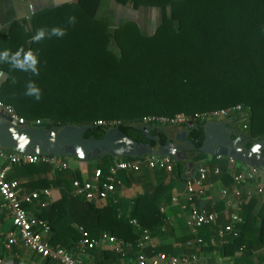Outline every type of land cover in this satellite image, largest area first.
I'll return each mask as SVG.
<instances>
[{
	"label": "trees",
	"instance_id": "16d2710c",
	"mask_svg": "<svg viewBox=\"0 0 264 264\" xmlns=\"http://www.w3.org/2000/svg\"><path fill=\"white\" fill-rule=\"evenodd\" d=\"M109 1L60 4L35 13L30 26L15 23L0 31V51L15 52L22 47L32 50L39 60L38 75L0 64V71L6 74L0 76V101L10 104L28 125L39 121L48 127H78L117 120L116 128L141 141L135 127L142 126L145 116L192 115L241 104L250 109L244 135L264 139V0H113L133 10L155 8L159 20L151 34L134 21L115 23L111 15L102 14ZM70 17H75V23H69ZM53 27L64 29L66 35L32 41L38 29ZM29 81L40 89L39 100L25 95ZM231 122L237 121L232 118ZM204 124L184 127L196 149L203 139ZM94 126L97 131L87 130L85 137L103 136L105 129ZM153 131L157 133V128ZM159 143H164L163 136ZM202 155H194V159ZM91 162L105 171L116 159L101 156ZM173 162L182 167L180 161ZM47 167L15 166L30 176L46 173ZM57 172L55 181L42 179L33 185L40 191L49 185L63 187L60 199L38 213L50 227L49 244L61 248L75 244L81 227L91 238L107 234L131 244L126 258V264H131L142 252L136 248L140 232L134 231L129 220L134 218L140 227L156 231L163 219L158 205L164 188L157 185L146 190L133 199L127 215H118L116 203L98 205L69 193L75 179L82 181L77 172ZM242 215L239 236L220 247L225 256H234L240 247L242 256L264 248V213L258 219L249 211ZM105 254L112 262L119 257L113 251Z\"/></svg>",
	"mask_w": 264,
	"mask_h": 264
},
{
	"label": "crops",
	"instance_id": "0c3cea01",
	"mask_svg": "<svg viewBox=\"0 0 264 264\" xmlns=\"http://www.w3.org/2000/svg\"><path fill=\"white\" fill-rule=\"evenodd\" d=\"M76 1L77 0H0V31L7 30L12 24L15 23L23 22L27 26H30V21L35 13L45 9L53 8L60 4ZM2 115L6 116L5 113L0 112V116ZM215 122H225V128L229 131H233L234 134H245L244 130H242V126L239 121H237V123H239L240 130L242 131L239 133L235 132L232 129L234 123L231 122V119L219 120ZM140 127L150 128L152 129V133L156 134V141L153 140L154 144L150 145L151 148L154 149V151L156 150L157 145L160 144L159 140L161 136L164 137L165 142L167 139H174L177 133L182 130L188 133L187 135H185V142L174 143L175 146L180 145L184 149H182L181 152H179V154L174 158L170 157L171 159H173V161L176 160L182 163V167L178 168L172 161L174 169L171 172H165L163 170L156 169V167H154L153 165V161L156 157L160 156H154L142 150L139 151L137 149H133L132 156H121L117 158L112 157L116 159V161L123 160V157H129L134 159L139 158V160L136 161L140 164V172L138 171L139 174H136L135 177L128 178L130 173H123L122 175L119 174V179L121 180V182L123 181V178H125V181L122 182L120 189L115 193L114 196V198L117 200L116 205H118V215H127L129 212V207L133 202V199L143 194L146 190L154 188L157 185H160L164 188V194L160 198L158 207L164 208V212L161 214L163 218L169 221V224L166 225L164 229L162 228L161 224L159 225L156 231L149 230L153 235H151L149 242L141 250L142 254H149V256L146 255L147 257L153 255L155 256L158 253L164 254L166 256H177L182 254H188L189 252H191L190 249L186 248L184 245L185 241L191 240L193 238L190 232L188 231L187 227L185 226V216L187 211L182 212L178 205L172 204L171 199L177 198L181 204L186 203V183L195 175L196 169L199 165L206 166L209 169L207 179L204 184L205 193L202 196L194 197L193 202L188 209H192L194 211H214L217 212L220 217L215 228H205L200 232L201 236L205 241H207V239L214 234L216 228H219L229 223V208L225 206V198L221 195V190L224 188L229 191V196H227L226 199L229 200L232 205L235 203V198L231 194L232 191L238 188L243 192V196L241 197L242 206L240 212V216L242 217L243 222V212L247 213L249 211L257 219L259 214L264 213V193H256V189L258 186L262 187V189L264 190V177H259L255 181H251L246 184H240L238 186L234 185L232 182L234 175L239 172H244L249 167L254 166L242 163L234 159V163L232 164L229 163V159H227L228 164L223 170L222 167L224 164L225 157L217 159L216 155L214 154L201 152L198 151L199 148L196 149V147L191 148L189 146L188 143L193 144V142L190 138V132L187 130V128L167 126L168 128H157V133H154V128L152 127L144 125ZM129 138L132 139L131 137ZM132 141L136 142L134 139H132ZM252 141L255 142V140ZM186 145L187 147H185ZM245 148H249V146L247 147L245 144ZM0 151H5L7 153H19L14 149L0 148ZM200 154H203L201 156V159H194V155L198 156ZM57 156H63V158H60L65 161L68 165L67 169L63 171L66 172L67 170L69 171V173L77 172L81 176L82 181L89 180L92 173L97 169L94 163H88L89 161H94L101 156L111 157L110 155H106L101 152L98 156L96 155L89 160H80L67 155ZM1 164L7 171V179L18 181L20 192L25 194L39 192L40 190H36L33 187V185L35 184L34 182L42 179H45L48 182H53L55 181L54 176L58 173L57 169L47 167L48 169L46 170V173L30 176L26 175L25 173H20V170H17L15 168L16 165H9V163H6L5 161H1ZM213 169H218L219 173L217 175L213 174ZM61 188L63 189L62 185H49L47 188H45L50 190L49 198H40L38 200L24 202V208L30 215L38 217V213L42 211V209L48 207L49 205L53 204L55 201L60 199ZM246 191H250L251 194L249 196L245 195ZM71 192L72 188L70 189L69 193L71 194ZM241 225L236 227L238 230V235L239 228ZM140 228L146 229L143 227ZM11 230V218L6 206L3 203L2 198L0 197V258L4 260L5 264H57L56 262L39 257L29 248H26L19 243L14 245L10 250H6L4 247V244L6 242V235ZM134 231L140 232V230L136 229H134ZM139 240L140 238L138 239V241ZM125 243L130 245L131 247V244L127 242ZM74 247L75 244H71V246L63 248L69 249L72 253H74L75 258L80 261L81 264H117L121 261L119 257L115 262L107 260L105 252H110L112 250L110 249V246L105 243L100 244L93 251H87L82 254L78 253ZM159 247H163L165 251L155 252L156 249H158ZM205 247L209 246H203L201 249L194 250V252L197 253L199 257L201 264H264V248L255 250L247 256H242L243 247H240L242 248V250L239 251L238 249L234 256H225L223 251L220 250V247H211L212 249ZM134 259H136V257Z\"/></svg>",
	"mask_w": 264,
	"mask_h": 264
},
{
	"label": "built area",
	"instance_id": "2783aa9c",
	"mask_svg": "<svg viewBox=\"0 0 264 264\" xmlns=\"http://www.w3.org/2000/svg\"><path fill=\"white\" fill-rule=\"evenodd\" d=\"M250 109L241 104H237L231 107L206 111L202 113H195L188 115L185 113H177L173 116H154L149 115L142 118V125L144 126H170V127H185L191 126L200 122L208 123L219 120L234 119L240 122L242 130H245L246 121L249 115ZM0 112L5 113L12 118L23 122V119L19 118L13 108L10 105L0 102ZM39 123V121H36ZM120 124L117 120H98L94 123L96 126L103 127L105 129L116 128ZM220 159L221 156H216ZM229 163H234V160L230 157ZM1 161L9 163V165H26V164H44L48 167L63 171L67 169L68 165L60 157L49 156L45 154H33V153H7L0 151V197L6 206L11 218L12 230L6 235V242L4 247L6 250H10L14 245L21 244L22 246L29 248L36 255L43 259L56 262L57 264H81L75 258L74 253L69 249L60 247H53L48 242V235L50 233V227L44 220L30 215L23 206L24 202L31 200H38L40 198H49L50 190L43 189L39 192H33L25 194L20 192L19 183L16 180L7 179V171L2 166ZM154 167L158 170L165 172H171L173 170L172 159L168 156L156 157L153 161ZM140 170V164L137 161H125L118 160L114 164L110 165L105 171L96 169L89 180L79 181L75 179L72 182L71 194L77 198H81L85 201L94 204H105L111 201L113 204L117 202L114 198L115 193L120 189L122 182L119 179V174L135 173ZM208 167L199 165L196 169L195 175L186 183V203L181 204L177 198H172L173 205H178L182 212L187 211L185 216V226L192 235L191 240L185 241L184 245L190 249L188 254H182L177 256H166L164 254H157L150 257L140 253L136 259L129 261L131 264H201L197 253L194 250L201 249L203 246H209L212 248L221 247L226 245L231 239L238 237L237 226L241 225L243 220L240 216L241 212V197L243 192L238 188L232 191V195L235 198V203L232 205L227 196L229 191L227 189L221 190L222 197L225 198V206L229 208V223L215 229V232L210 236L207 241L203 239L200 232L205 229L215 228L219 220V214L214 211H194L188 209L193 202V198L196 196H202L205 193V181L207 179ZM213 174L219 173L218 169H213ZM259 177H264V168L249 167L244 172H239L233 176L232 182L238 186L240 184H246L251 181L257 180ZM257 194L264 193L262 187H257ZM250 191H246L245 195H250ZM160 213L164 212V208H159ZM129 224L136 230H140V240L136 244L138 250H142L151 238V232L148 229L140 228L136 219H130ZM169 224V221L165 218L162 219V228ZM80 232V238L75 243V250L82 254L87 251L96 249L100 244L105 243L110 246V249L117 255L121 261L117 264H126L127 256L129 254L130 245L126 244L120 239H116L113 236L102 234L98 238H91L89 234L81 227L78 228ZM242 248H239L241 251ZM0 264H5L4 260L0 258Z\"/></svg>",
	"mask_w": 264,
	"mask_h": 264
},
{
	"label": "water",
	"instance_id": "95a60500",
	"mask_svg": "<svg viewBox=\"0 0 264 264\" xmlns=\"http://www.w3.org/2000/svg\"><path fill=\"white\" fill-rule=\"evenodd\" d=\"M155 30V29H154ZM94 125L63 127H48L46 122L27 123L20 122L11 116H0V148L14 149L19 153L56 154L67 155L80 160H89L101 153L117 158L132 156L133 149L142 150L154 156H168L174 158L183 147L174 145L175 142H185L184 130L177 133L174 139H167L163 144L157 145L156 150L150 144L133 142L118 128L106 129L102 138L93 136L84 138L87 130ZM143 135H150L152 129L135 127ZM203 140L198 151L214 154L221 157H230L242 163L264 168V139L252 141L245 135L234 134L225 128V122H208L202 126ZM157 139V136L153 140ZM191 148L195 146L188 143ZM245 144H250L245 148ZM187 147V145L185 146Z\"/></svg>",
	"mask_w": 264,
	"mask_h": 264
},
{
	"label": "clouds",
	"instance_id": "9594fccd",
	"mask_svg": "<svg viewBox=\"0 0 264 264\" xmlns=\"http://www.w3.org/2000/svg\"><path fill=\"white\" fill-rule=\"evenodd\" d=\"M69 23H75V17L69 18ZM66 35V31L61 28L53 27L50 30H45L43 28L38 29L36 34L31 38L34 43H38L41 40L47 38L63 37ZM0 64H7L12 71H20L25 73H31L33 75H38V64L39 60L37 55L32 50H25L24 48H19L15 52L10 50L0 51ZM6 74L0 71V76H5ZM16 78L12 77V83L15 84ZM26 96H32L36 100L40 99L41 93L40 89L31 81L26 85Z\"/></svg>",
	"mask_w": 264,
	"mask_h": 264
},
{
	"label": "rangeland",
	"instance_id": "374dc122",
	"mask_svg": "<svg viewBox=\"0 0 264 264\" xmlns=\"http://www.w3.org/2000/svg\"><path fill=\"white\" fill-rule=\"evenodd\" d=\"M103 6H105L103 9H106V12H102V14L107 13L111 15L115 23L122 19L134 21L147 34H151L154 31L159 20L158 11L155 8H139L133 10L129 6L117 4L113 0H110Z\"/></svg>",
	"mask_w": 264,
	"mask_h": 264
},
{
	"label": "flooded vegetation",
	"instance_id": "af4514ba",
	"mask_svg": "<svg viewBox=\"0 0 264 264\" xmlns=\"http://www.w3.org/2000/svg\"><path fill=\"white\" fill-rule=\"evenodd\" d=\"M213 122H215V121H213ZM165 127H167V126H164V127H162V128H165ZM168 128V127H167ZM94 129V132H96L97 131V128H96V130H95V127L93 128ZM235 132H242L241 130H240V127H239V123H234V125H233V128H232ZM106 130V129H105ZM85 134V133H84ZM84 134H83V137L84 138H89L90 136H93V135H90V136H88V137H85L84 136ZM242 134V133H241ZM156 134H153V133H151L150 135H142L141 134V139L142 140H144V141H141V140H135L136 142H138V143H142V144H144V145H146V144H150L151 145V143L153 142L154 143V141H153V138H155L156 136H155ZM160 136V135H159ZM94 137V136H93ZM95 139H100V138H97V137H94ZM102 138V137H101ZM159 138V137H158ZM156 141V140H155ZM258 140H255V142H257ZM250 147V146H249ZM95 156H96V154H95Z\"/></svg>",
	"mask_w": 264,
	"mask_h": 264
},
{
	"label": "bare ground",
	"instance_id": "6f19581e",
	"mask_svg": "<svg viewBox=\"0 0 264 264\" xmlns=\"http://www.w3.org/2000/svg\"><path fill=\"white\" fill-rule=\"evenodd\" d=\"M149 127H152V128H162L164 126H149Z\"/></svg>",
	"mask_w": 264,
	"mask_h": 264
}]
</instances>
